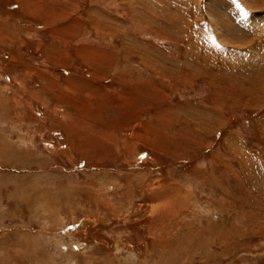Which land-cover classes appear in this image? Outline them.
<instances>
[{
	"label": "rangeland",
	"instance_id": "1",
	"mask_svg": "<svg viewBox=\"0 0 264 264\" xmlns=\"http://www.w3.org/2000/svg\"><path fill=\"white\" fill-rule=\"evenodd\" d=\"M0 264H264V0H0Z\"/></svg>",
	"mask_w": 264,
	"mask_h": 264
}]
</instances>
